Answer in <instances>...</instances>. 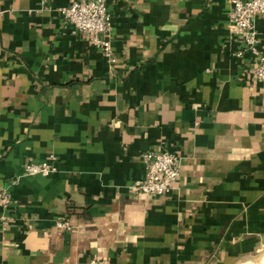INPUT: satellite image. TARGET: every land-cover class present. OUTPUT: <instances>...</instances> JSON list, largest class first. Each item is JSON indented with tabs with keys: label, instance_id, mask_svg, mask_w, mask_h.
Segmentation results:
<instances>
[{
	"label": "crops",
	"instance_id": "crops-1",
	"mask_svg": "<svg viewBox=\"0 0 264 264\" xmlns=\"http://www.w3.org/2000/svg\"><path fill=\"white\" fill-rule=\"evenodd\" d=\"M70 1L0 0V264L258 262L264 92L229 0H107L112 62L58 10ZM161 146L177 181L143 193L142 153ZM51 153L55 172L25 173Z\"/></svg>",
	"mask_w": 264,
	"mask_h": 264
},
{
	"label": "built area",
	"instance_id": "built-area-1",
	"mask_svg": "<svg viewBox=\"0 0 264 264\" xmlns=\"http://www.w3.org/2000/svg\"><path fill=\"white\" fill-rule=\"evenodd\" d=\"M229 26L232 32L241 36V45L236 55L244 50L252 52L257 59L255 75L263 83L264 92V52L258 47V31L255 26V16L264 18V0H229ZM58 10L75 29L88 36L92 45L101 50L109 62L115 60L111 38V14L107 0H71L61 5ZM145 162V173L134 186L143 193L160 195L171 190L178 178L179 156L168 146L148 149L142 153ZM26 174L49 175L57 170L54 154H49L41 161L27 160L24 163ZM10 193L0 187V208L5 210L10 206ZM5 220V215L0 214ZM60 228L69 229L70 222L65 215L57 220ZM88 264H106L103 260L91 257Z\"/></svg>",
	"mask_w": 264,
	"mask_h": 264
},
{
	"label": "rangeland",
	"instance_id": "rangeland-1",
	"mask_svg": "<svg viewBox=\"0 0 264 264\" xmlns=\"http://www.w3.org/2000/svg\"><path fill=\"white\" fill-rule=\"evenodd\" d=\"M263 253H264V250H262V252L259 253V255H258V259H257L258 262H259V257H261ZM258 262H255V263L252 262V264H257ZM260 262H261L260 264H264V258L261 259ZM258 264H259V263H258Z\"/></svg>",
	"mask_w": 264,
	"mask_h": 264
},
{
	"label": "water",
	"instance_id": "water-1",
	"mask_svg": "<svg viewBox=\"0 0 264 264\" xmlns=\"http://www.w3.org/2000/svg\"><path fill=\"white\" fill-rule=\"evenodd\" d=\"M258 264V263H257Z\"/></svg>",
	"mask_w": 264,
	"mask_h": 264
}]
</instances>
